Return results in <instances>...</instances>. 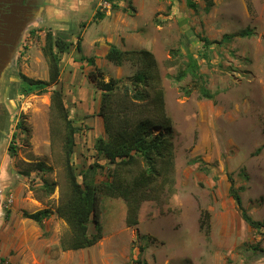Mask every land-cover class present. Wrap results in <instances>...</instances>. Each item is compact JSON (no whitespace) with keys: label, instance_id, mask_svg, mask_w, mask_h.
Returning a JSON list of instances; mask_svg holds the SVG:
<instances>
[{"label":"rangeland","instance_id":"obj_1","mask_svg":"<svg viewBox=\"0 0 264 264\" xmlns=\"http://www.w3.org/2000/svg\"><path fill=\"white\" fill-rule=\"evenodd\" d=\"M54 1L48 0L49 10L28 31L1 95L0 177L12 204L0 216V239L22 230L35 235H23L22 248L0 250V255L5 252L0 264H13L9 256L18 253L26 257L23 264H264L251 261L254 248L264 250V229L248 226L229 193L234 185L243 211L264 222V0H212L209 12L204 0L197 1V11L187 0ZM98 12L104 17L96 18ZM245 30L253 36L209 49L201 41L221 42L225 35ZM49 32L74 45L61 55L59 83L44 92L43 86L25 83L20 76L48 83L43 48ZM80 37L81 54L75 48ZM111 46L152 53L158 78L147 89L149 97L133 98L143 88L133 85L138 62L121 67L108 62ZM190 55L201 77L188 75L179 82ZM81 57L95 58L107 83L118 80V90L110 96L115 125L131 123L138 139L166 137L173 156L163 164L158 161L162 178L134 196L136 207L102 195L101 241L64 252L61 242L70 234L64 220L54 214L29 227L24 213L56 212L71 193L70 167L81 184L92 164L104 167L97 170L99 183L112 182L116 171L95 151V142L104 135L99 114L103 94L89 78L95 68ZM201 87L213 100L199 98ZM158 89L165 100L163 117L152 113ZM54 90L63 92L79 130L69 161L64 121L51 103ZM147 170L141 162L117 175L127 182ZM131 219L137 225H128ZM94 233L91 223L89 234Z\"/></svg>","mask_w":264,"mask_h":264},{"label":"trees","instance_id":"obj_2","mask_svg":"<svg viewBox=\"0 0 264 264\" xmlns=\"http://www.w3.org/2000/svg\"><path fill=\"white\" fill-rule=\"evenodd\" d=\"M198 0H187L188 7L197 11L199 9ZM206 3L205 11L209 12L214 6L212 0H204ZM98 16L103 18L104 15L97 13ZM253 32L245 30L235 35H225L221 42H210L208 39L203 38L205 49L211 48L213 45H225L232 42L236 38H251ZM73 43L69 44L61 37H55L53 33H48L45 38V45L43 48V55L47 60L49 68V81L48 83L33 82L31 79L21 75V79L30 85L43 86V91L46 92L48 86L57 85L61 78V55L69 53L73 47ZM76 51L81 54L82 39H78L76 43ZM81 61H86L88 66L95 68L89 74V78L103 94L102 103L100 106V117L103 120L104 135L99 137L95 142V151L99 158L108 162L109 166L116 168L115 173L112 174V182L99 183L97 180V170L104 169L98 163L88 166L83 172V184L78 181V177L73 172L72 167L70 170V184L71 193L67 201L60 206L56 212L51 210H44L34 214L24 213V218L42 224L45 220L50 219L52 215L56 214L58 218L64 220L69 228L68 238L61 242L62 250L81 251L96 246L103 238L101 226V208H102V195L111 197L123 198L127 200L129 206L131 204L136 207L138 199L134 196H139L140 192L146 191L151 188V184L156 182V179L162 178L161 172L158 171V161L162 164L169 161L173 156V144L164 136H157L153 140L138 139L135 137L133 129L134 126L127 122L125 127L117 126L113 122V114L110 107V96L118 90V80L111 79L106 82L104 73L97 68L95 58L86 59L81 57ZM106 60L115 66L121 67L125 62L136 61L138 62L139 73L133 80L135 88L143 85L141 91L134 95V99L138 101L144 100L150 96L147 89L153 88V82L158 78L156 61L149 51L128 52L121 51L116 46H111L106 54ZM199 66L197 60L191 55L189 62L186 65V70L179 74L177 80L182 82L188 75L194 79H200L198 75ZM156 88V87H155ZM188 93L187 95H189ZM113 97V96H112ZM199 98L206 100H213L214 96L205 88L201 87L199 90ZM51 103L54 105L61 118L64 121L66 130V157L71 160L74 153L75 137L78 134V129L75 127L74 122L71 120L68 109L64 102L63 92L54 90L51 94ZM154 110L153 114L157 117L165 115V100L163 92L158 89L153 96ZM263 151L260 148L255 155H259ZM141 162H145L148 167V172H142L138 176L129 179L127 182L119 178L117 172L124 171V169L135 168ZM198 163H202L198 161ZM164 180V179H163ZM232 182V180H231ZM144 193V192H141ZM229 193L234 199L238 210L241 212L242 219L254 230H263L264 222H255L248 217L247 213L242 209V199L235 189L234 185L229 189ZM96 227V233L89 234L90 224ZM137 219H131L128 225H137ZM256 256L252 259V263L264 260V250L258 248L253 249V255ZM254 260V261H253Z\"/></svg>","mask_w":264,"mask_h":264},{"label":"flooded vegetation","instance_id":"obj_3","mask_svg":"<svg viewBox=\"0 0 264 264\" xmlns=\"http://www.w3.org/2000/svg\"><path fill=\"white\" fill-rule=\"evenodd\" d=\"M47 2L48 0H0V110L5 82L10 79L8 77L21 57L28 31L46 13V9L49 10ZM1 117L0 113V132Z\"/></svg>","mask_w":264,"mask_h":264},{"label":"crops","instance_id":"obj_4","mask_svg":"<svg viewBox=\"0 0 264 264\" xmlns=\"http://www.w3.org/2000/svg\"><path fill=\"white\" fill-rule=\"evenodd\" d=\"M60 1H62V0H60ZM51 5H52V3H51ZM52 6H54V5H52ZM12 216H13V214H12ZM12 220H13V218H12ZM10 222H12V221H10ZM29 222L31 223V224H28L29 227H32V225L35 223V222L31 221V220H29ZM30 233H31V235H35L34 231L30 230L29 232L26 231V233H25L24 230H22L17 235L11 234L7 239L5 237H3L2 239H0V242L3 243L4 246L0 250H4V249H11L12 250L13 248L16 249L17 247H21L22 248L23 247V242L19 241V239H21L23 235L24 236L30 235ZM26 242L27 241H24V244ZM10 253H12V252H10ZM4 255H5V252L3 251L2 254L0 255V258L5 257ZM9 259L12 261L13 264H23L25 259H26V257L24 258V256H22L20 253H18V255L16 257L9 256Z\"/></svg>","mask_w":264,"mask_h":264},{"label":"built area","instance_id":"obj_5","mask_svg":"<svg viewBox=\"0 0 264 264\" xmlns=\"http://www.w3.org/2000/svg\"><path fill=\"white\" fill-rule=\"evenodd\" d=\"M3 181L4 180L0 177V216L3 215L6 207L9 209V204H12V197L9 198L7 195V187Z\"/></svg>","mask_w":264,"mask_h":264}]
</instances>
